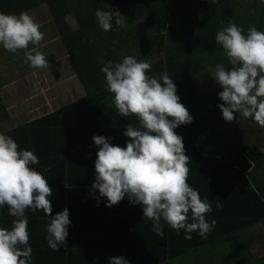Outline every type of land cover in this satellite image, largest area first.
<instances>
[{
  "label": "trees",
  "instance_id": "16d2710c",
  "mask_svg": "<svg viewBox=\"0 0 264 264\" xmlns=\"http://www.w3.org/2000/svg\"><path fill=\"white\" fill-rule=\"evenodd\" d=\"M41 3L47 6L60 49L68 56L85 96L5 133L19 149L31 150L38 157L31 167L52 189L49 218L65 208L69 211L66 244L55 252L37 239L46 233L43 210L35 215L26 210L32 264H107L109 258L118 256L129 264H171L193 250L233 241L230 238L237 232L264 221L263 159L249 170L236 162L242 141L226 140L227 122L222 123L215 100L200 96L191 86L192 78L214 71L217 63L230 67L214 40L218 30L233 22L244 34L249 25L264 31V0H0V12L19 15ZM97 7L118 11L123 17L121 25L113 22L112 30L103 31L94 15ZM68 14L74 18V28L64 19ZM128 47L140 55L137 60L156 57L149 61L146 74L166 73L172 78L180 103L192 116L190 124L175 131L190 158L187 183L201 199L212 201L206 219H215L216 226L206 239L192 233V239L185 240L183 230L177 235L167 224L163 237L157 236L151 231L152 221L143 218L140 205L125 197L106 207V198L90 191L98 150L91 138L104 136L123 148L128 139L123 135L126 126H138L134 115L120 116L100 72L106 61L120 62ZM158 52L162 54L159 58ZM3 119L8 116L0 99ZM217 202L222 205L219 209ZM13 219L7 205L0 208V227L10 229ZM249 257L253 264H264V258ZM225 260L234 264L229 254Z\"/></svg>",
  "mask_w": 264,
  "mask_h": 264
},
{
  "label": "clouds",
  "instance_id": "9594fccd",
  "mask_svg": "<svg viewBox=\"0 0 264 264\" xmlns=\"http://www.w3.org/2000/svg\"><path fill=\"white\" fill-rule=\"evenodd\" d=\"M94 15L105 32L113 29V22L116 26L122 23V15L113 9L97 7ZM40 27L26 12H0V47L15 53L29 44L38 46L43 39ZM214 40L230 65L226 68L217 63L212 75L221 87L218 99L223 103L217 107L223 120L230 122L238 113L264 126V31L249 25L244 34L242 27L229 22L215 33ZM25 58L29 67H49L48 58L36 47L25 52ZM149 70L148 61L131 55L120 62L106 61L100 68L120 116L134 115L138 126H126L123 135L128 139L123 148L104 136L91 138L98 150L90 191L106 198V207L125 197L131 204L140 205L143 218L152 221L151 231L157 236L163 237L167 224L177 235L183 230L185 240H191L192 233L206 239L216 226L215 219H206L212 211V201L201 199L187 183L190 158L185 155L182 137L175 131L180 125L190 124L192 116L180 103L172 78L166 73L147 75ZM37 163L33 151L19 149L10 136L0 133V208L7 205L9 215L15 217L10 229L0 227V264H32L26 210L33 215L43 210L47 217L44 240L50 250L57 252L66 244L69 211L65 208L49 218L52 189L31 167ZM221 206L216 203L217 209ZM107 264L129 262L118 256L109 258Z\"/></svg>",
  "mask_w": 264,
  "mask_h": 264
},
{
  "label": "rangeland",
  "instance_id": "374dc122",
  "mask_svg": "<svg viewBox=\"0 0 264 264\" xmlns=\"http://www.w3.org/2000/svg\"><path fill=\"white\" fill-rule=\"evenodd\" d=\"M26 13L41 26L39 30L43 33V39L39 42L38 46L29 44L25 51H22V49L17 50L15 53L6 51L0 47V63L6 64L3 73L0 72V79L2 74H7V77L11 78L12 76H17V85H20L22 88L11 97L12 104L10 103L9 105L13 116L22 113V109L23 113H25L24 108H28L31 116L40 117L57 107L59 79H63L65 72H60L57 68L46 71H41L40 69L38 70L40 72L32 73L30 79L27 80L25 69L20 71L18 68L19 65H22L23 63L27 64V62L23 61L22 63L21 61H18V59L19 57H24V53L30 52L33 47H36L38 51L42 52L49 61L63 59L64 53L60 49L47 6L41 3L35 10L27 11ZM120 17L123 18L122 16ZM64 19L70 28L74 27V18L72 15L68 14ZM126 27H129V25ZM206 73H204V75L201 74L200 76H195L191 79L193 91L207 99L212 98L217 105L222 104L223 102L218 99V93L221 91V87L212 77L214 71L211 70L210 73ZM47 77H49V79ZM2 93L7 96V92L4 91ZM61 97L62 95L60 98ZM49 99L52 101H48ZM220 122H222V119ZM224 122L226 121L223 120L222 123ZM256 123L257 122L252 118L246 119L239 116L238 113H234V119L227 122L225 127L227 135L226 140L238 141L236 137L239 128L249 127ZM262 228L264 229V226H262ZM261 234L262 237L259 243L262 245L256 244L249 249L235 248L237 246H233L230 242L223 245L219 244L218 246L217 244L205 246L191 251L184 260H175L171 264H227L225 259H227L228 254L234 264H253L252 259L250 260L249 254H252V257L259 260L264 258V230H262Z\"/></svg>",
  "mask_w": 264,
  "mask_h": 264
},
{
  "label": "crops",
  "instance_id": "0c3cea01",
  "mask_svg": "<svg viewBox=\"0 0 264 264\" xmlns=\"http://www.w3.org/2000/svg\"><path fill=\"white\" fill-rule=\"evenodd\" d=\"M75 27V24H74ZM73 27V28H74ZM153 47H155L153 45ZM62 50V49H61ZM153 50V49H152ZM22 51H25V49H23ZM155 50H153L154 52ZM62 52L64 53V57L63 59H59L58 61H49V67L48 68H43L41 69V71L43 70H49L53 68H57V70H59L60 72H65V75L63 77V79H59V86H58V93H57V102L58 105L55 109L51 110L50 112L43 114L40 117H33L30 115V111H28V108H24L25 113H23V109H22V113H18L17 116H13L11 113V109H10V103L12 104L11 101V97L13 96V94H16V92L19 91V89L21 90V86L17 85V80L16 77H7V74H2L1 79H0V99L2 101V104L5 107V113L8 116V119H3L0 121V133H6L7 131H10L11 129H14L20 125H24V124H28L32 121H36L41 117H44L50 113H52L53 111L59 110L61 108L66 107L67 105L82 99L85 96V91L84 88L82 87V85L80 84L79 80L77 79V76L73 70V66L71 64V62L68 59V56L66 55L65 51L62 50ZM159 56H162L160 52H158ZM11 55V54H10ZM134 56L136 59L140 58V55L137 52H131L130 48H127V51L122 52L121 56ZM148 56H154V54H149ZM156 57H153L152 59H147V61H152L155 60ZM143 60V58H142ZM18 61H21L23 63L26 62V58H25V53H24V57H19ZM6 64L4 63H0V72L3 73L4 68ZM19 70H23L25 69L26 71V77L27 80L30 79V75L32 73H37L40 72L38 70V68H32L29 67V64H22L18 66ZM50 72V71H49ZM49 79V77H47ZM7 92V96L3 95L2 92ZM62 95V97L60 98V96ZM17 99V97H16ZM10 101V102H9ZM48 101H52L51 99H49ZM264 160V155L260 158ZM259 160V159H258ZM254 165V164H253ZM252 165V167H253ZM251 167V168H252ZM250 168V169H251ZM91 194V193H90ZM95 205V203L93 204ZM8 213H9V209H8ZM109 219H113V218H109ZM114 220V219H113ZM262 226H264V221H260L257 222L256 224L249 226L247 228H244L243 230L237 232L235 235H233L232 238H230L233 241H225L226 243L230 242L232 243L233 246H237L235 248H238L239 246H242L243 248L241 249H249L250 247H252L253 245L259 244L261 237H262V230H264L262 228ZM46 235V233H45ZM44 235V236H45ZM38 241L40 243H43L45 245L46 241L44 240V238L42 236L37 237ZM32 238L29 237V241L31 242ZM78 242H81V240H77ZM86 241V240H84ZM262 241V240H261ZM264 243V241H263Z\"/></svg>",
  "mask_w": 264,
  "mask_h": 264
},
{
  "label": "flooded vegetation",
  "instance_id": "af4514ba",
  "mask_svg": "<svg viewBox=\"0 0 264 264\" xmlns=\"http://www.w3.org/2000/svg\"><path fill=\"white\" fill-rule=\"evenodd\" d=\"M236 138L238 139V141H242V147H248V150L243 153V156H245L248 160H250L251 157L256 160V158L258 157L257 151H259L262 156L264 155V126L256 123L255 125L249 127H240L239 131L237 132ZM253 147H255L257 151L253 152L251 155H248Z\"/></svg>",
  "mask_w": 264,
  "mask_h": 264
},
{
  "label": "water",
  "instance_id": "95a60500",
  "mask_svg": "<svg viewBox=\"0 0 264 264\" xmlns=\"http://www.w3.org/2000/svg\"><path fill=\"white\" fill-rule=\"evenodd\" d=\"M247 150H248V147L247 146H243L241 148V150L237 153V155L234 158L236 159V162L241 167H244L246 170H249L251 168V166L254 164V162L257 161L259 158H261L262 154L259 151H257V149L255 147H253L250 150L248 155H251L253 152L257 151V156L258 157L256 158V160L253 159L252 157H251L250 160H248L245 156H243V153H245V151H247ZM224 151H227V148H224ZM229 155H230V153L227 152L226 156H229Z\"/></svg>",
  "mask_w": 264,
  "mask_h": 264
},
{
  "label": "built area",
  "instance_id": "2783aa9c",
  "mask_svg": "<svg viewBox=\"0 0 264 264\" xmlns=\"http://www.w3.org/2000/svg\"><path fill=\"white\" fill-rule=\"evenodd\" d=\"M11 216V215H10ZM13 217V216H12Z\"/></svg>",
  "mask_w": 264,
  "mask_h": 264
}]
</instances>
